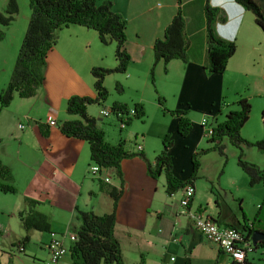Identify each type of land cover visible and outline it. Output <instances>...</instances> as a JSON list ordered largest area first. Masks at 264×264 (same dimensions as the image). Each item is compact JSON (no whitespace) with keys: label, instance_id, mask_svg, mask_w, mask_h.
Segmentation results:
<instances>
[{"label":"crops","instance_id":"0c3cea01","mask_svg":"<svg viewBox=\"0 0 264 264\" xmlns=\"http://www.w3.org/2000/svg\"><path fill=\"white\" fill-rule=\"evenodd\" d=\"M100 1L95 0L96 3ZM109 1L111 9L126 20L123 47L129 63L125 67V74L117 80L123 91H133L134 95L128 100L120 97L115 101L125 104L128 110L133 108L132 103H141L146 112L145 100L138 92V78L147 82L148 70L153 61V42L163 37L164 29L176 11L179 10L185 20L188 40L186 61L171 59L165 65L156 63L153 80L156 76L160 85H157L156 90L163 97L167 109L195 113L187 115L193 124L192 129L186 137H179L175 134L176 120L171 115L166 116L162 110L161 120L152 122L149 133L133 126L131 120L126 124L129 127L119 129L113 118L118 133L111 142L115 144L124 140V149L135 152L134 147L125 145L131 138L135 139L133 144H140L144 160L151 164L155 156L154 147L147 146L148 135L153 134L157 140L169 134L173 141L169 147L172 175L185 181L191 173V155L203 142L204 129L200 120L208 117L210 121L215 114L214 120L219 123L224 119V115L222 119L217 118L223 106H231L229 111H234L238 108L235 101L246 98L251 107H257V102L252 104L251 99L264 96V33L256 26L252 14L235 0ZM252 1L264 15V0ZM205 4L217 9L220 19L217 18L212 24L215 33L223 40H232L235 45L234 54L228 58L220 75H208L203 70L206 46L202 8ZM28 16L29 9L19 24L13 26L10 22L0 26L3 31L0 40V89L9 78ZM113 47V41L103 44L95 31L80 25L68 24L59 28L54 44L46 51L42 83L36 93L27 98L14 95L6 107L0 108V162L10 169L16 191L9 194L18 199L12 210H7L8 207L0 203V212L7 213L8 217L13 215L16 219V225L9 218L4 219L7 226L0 227V236L9 241V245L15 246L18 252H30L41 263L46 256L48 258L45 244L51 235L59 236L63 244L68 246L72 234L69 228L77 226L79 222L75 217L76 210L91 211L96 215L111 212L112 199L101 187L106 183L121 191L115 205L112 235L120 244L124 264H128L126 254L133 253L158 257L154 264H185L186 259L188 264H224L225 257L181 213V189L170 196L166 195L163 175L155 179L149 177L145 162L139 156L120 160V178L109 168L102 172L108 182L91 176L88 168L92 162L88 158L87 143L66 137L58 131L57 124L60 121L77 118L65 112V100L69 96L94 97L93 78L89 69L93 66L114 65ZM105 56H108V63L104 62ZM46 115H51L55 125L45 124ZM37 123L46 127V135L40 133ZM18 124L22 127H18ZM98 126L104 133L101 125ZM138 134L141 138L137 140ZM249 164L264 171L258 163ZM212 179H205L208 187L204 186L201 195L198 182H192L194 190L188 209L202 211L217 225H227L248 233L250 230V237L255 231L264 233V183L249 186L243 171L229 173L223 180L218 176L215 181ZM212 191L216 192V196ZM23 197L32 203L26 205ZM235 201L238 202L239 212L231 205ZM29 208L44 217L48 231L22 228L18 213L24 215ZM40 224L43 225V222ZM23 237L25 242L14 245ZM29 243L32 249L28 248ZM256 249L264 251V244ZM69 263L66 252L57 264ZM246 263L258 264L249 261L247 255ZM29 264L36 263L29 260Z\"/></svg>","mask_w":264,"mask_h":264},{"label":"trees","instance_id":"16d2710c","mask_svg":"<svg viewBox=\"0 0 264 264\" xmlns=\"http://www.w3.org/2000/svg\"><path fill=\"white\" fill-rule=\"evenodd\" d=\"M26 2L29 16L9 78L0 89V108L6 107L14 95L19 98H27L36 93L42 83V70L46 51L54 44L56 31L59 28L68 24H76L95 31L98 40L103 44L113 41V57L116 62L114 67L93 66L89 69V73L93 78L94 97L69 96L65 100V112L76 115L77 118L62 120L57 124V128L66 137L84 140L88 146L89 161L103 169L109 168L116 177L120 178V160L133 156H139L140 159L144 160V156L139 151H126L124 140H120L115 144L107 142L96 118L86 113V105L100 103L105 98L107 92L102 85L104 75L111 72L123 73L129 63V57L123 47L126 36V20L111 9L109 0H101L98 3L95 0H26ZM235 2L252 14L256 26L264 33V16L260 8L252 0H235ZM16 13V1L6 0L4 7L0 10V26L8 25L14 19ZM202 13L205 20L204 42L206 46L203 70L208 75H220L226 67L228 58L231 54H234L235 45L232 40H223L215 33L212 24L219 18L216 8L205 4ZM185 29V20L178 10L164 29L163 37L157 38L153 42V61L152 66L149 67L152 80V71L156 63L161 62L165 65L171 59L186 61L188 40ZM2 38L3 31L0 29V40ZM157 104L176 120L175 134L179 137H186L193 127L191 121L185 116L187 111L167 109L161 97L157 98ZM235 104L238 107L236 110L228 111L221 122L212 123L213 129L208 141L213 143L212 148H215L218 152H221L220 142L225 137L235 147L244 143L254 146L264 155V141L259 140L249 143L239 135V131L250 113V105L247 103V99L238 98ZM133 109L135 112L130 119H142L144 117L145 112L141 103H134ZM102 110H108L109 114L112 115L116 112L126 113L128 111L125 104L114 101L110 104L109 109ZM214 115L211 116L212 119H214ZM260 118L264 126V112H261ZM37 125L40 133L46 135V127L44 128L40 123H37ZM172 143L170 135H164L161 149L153 158L152 163L150 164L144 160L146 174L149 177L155 179L160 174L163 175V190L168 196L182 189L186 184L192 186L199 167L197 156L201 153L196 151L191 155L190 175L185 181L178 180L172 175L171 156L169 154V147ZM237 165L247 175L249 186H253L258 182L264 183V171L246 163L240 157H238ZM101 187L112 199L111 212L96 215L91 211H75V217L79 222L77 226L71 228V235L74 239L67 246L69 264H124L120 244L112 235L115 205L121 191L106 183ZM15 191L9 167L0 162V192L14 193ZM22 200L26 205L32 203L26 197H23ZM18 215L23 229L34 228L48 231L44 217L36 210L29 208L26 214L21 215L18 213ZM41 222H43V225L40 224ZM249 233H251L250 230ZM23 242H25V237L17 240L14 245H20ZM262 244H264V241L257 242L253 251L257 247H262ZM244 263L247 264L246 259ZM185 264H188L187 259Z\"/></svg>","mask_w":264,"mask_h":264},{"label":"rangeland","instance_id":"374dc122","mask_svg":"<svg viewBox=\"0 0 264 264\" xmlns=\"http://www.w3.org/2000/svg\"><path fill=\"white\" fill-rule=\"evenodd\" d=\"M4 1L5 0H0V8L2 7L1 5ZM15 1L17 3V13L14 15V19L11 21V24H13V26L19 24L22 21V16H24L28 12V6L26 0H15ZM114 1L116 2L118 1L119 3L121 2V0H114ZM77 48H78V40H77ZM107 57L108 56H105L104 62L107 61L108 59ZM110 58L111 57L109 56V60ZM114 65L108 66L107 64V66H99V67L113 68ZM153 72L154 70L152 71V77H153ZM123 74H125V71L123 73L111 72L104 75L102 80V85L104 86L107 92L105 98L100 103H90L86 105V108L88 110V113L87 112L86 113L96 118L97 124L98 125L100 124L105 131L104 139L108 142L110 141V143L113 142L114 137L116 139L118 130L113 123V115L109 114L103 117L101 115V110L109 109V106L113 101L117 102L115 101L117 100V98L124 97L126 100H128L130 97L134 95L133 91H127V90L123 91L121 85L119 84L117 79ZM138 81H139L138 92L143 96L145 100L144 107L146 108V112L142 120L141 119H130V120L131 123H133L132 124L133 126L135 127L137 126L139 127L138 129L146 133H149L150 128H152V122L154 120H161L160 117L162 116L161 113L164 112L165 114H167L166 116H169L170 114L167 111L162 112V108L157 104V98L158 97L163 98V97L158 95V92L156 90L157 85H159L158 84L159 82L156 80V76H155V80H152L148 70L147 82H145L144 79L141 78H138ZM147 91H149L148 95H146ZM152 98H154V100ZM250 102L252 104H256L257 102V107L256 105L251 107L250 103L247 101V103L250 105V113L247 120L240 129L239 135L241 138H243L244 140H246V142L249 143H253L259 140L264 141V126L260 118L261 112H264V110L261 108V107L264 108V96L254 97L253 99H251ZM133 104L134 103L131 104L132 107ZM230 107L223 106L222 112L220 115L217 116V118L222 119L223 115H225L229 111ZM233 107L235 109V105ZM188 114L195 115V113L192 114V112H188L187 114H185L186 118H188L187 117ZM210 119L212 120V122H215L214 119L212 118ZM127 127H129V125H127L126 128ZM148 136L149 138H148L147 146H150V148L154 147L153 154L154 156H156L161 149L162 139L160 138L156 140L153 134H149ZM138 138H141L139 134L137 135V140ZM134 141L135 139L131 138L129 141L125 142V145H127L128 147H133ZM202 141L203 142H201V145H199L197 148V151L201 153H199V155L197 156L199 167L194 179L196 182H198L199 195L202 194V190H204V186L208 187V184L205 185L204 182L205 179L213 178L212 180L215 181L216 176H218L223 180L227 175H229V173L230 175L235 172L242 173L241 168L237 165L238 157H240L241 160H244L246 163L255 162L258 163L260 166H263L264 168V155L254 146L246 145L243 143L235 147L231 145V143L228 141L227 138L224 137L220 142L221 152H218L215 148H212L213 143L209 142L207 137H203ZM212 192L216 196V192L214 191ZM218 193L219 195L222 196L221 192ZM16 199L17 197L15 195L9 193H0V203L4 207H8L7 210L13 209ZM231 205L237 210V212L240 211L238 209L237 201L231 203ZM5 218H9L12 222H15L16 225V221H15L16 219H14L15 217L13 215H9L8 217L7 213L4 214L0 212V227L4 225L7 226V224L4 221ZM11 221H9V224L12 226ZM70 228L69 230H71ZM33 234H38V233L34 232ZM32 242L37 243V241L34 240H32ZM8 243L9 241L3 239L0 236V264H29V260L30 262L33 261L36 264H43V261L45 259L40 263V261H38L37 258L33 257V255L30 252L27 251L18 252L15 246L9 245ZM28 248L29 249L33 248L31 243L28 244ZM246 255L249 261H254L257 262L258 264H264V251L261 249H256L254 251L251 250L247 252ZM14 256H16V258H14ZM157 259L158 257L151 256V254L146 256L145 253H141V254L133 253L131 255L126 254V261L128 264H143L144 262L148 264L146 260H148L151 264H154L153 262L157 261Z\"/></svg>","mask_w":264,"mask_h":264},{"label":"built area","instance_id":"2783aa9c","mask_svg":"<svg viewBox=\"0 0 264 264\" xmlns=\"http://www.w3.org/2000/svg\"><path fill=\"white\" fill-rule=\"evenodd\" d=\"M134 109L128 110L126 113H113V118L118 125V128L126 126L127 122L133 117ZM211 121V120H210ZM208 117L200 120V125L204 129V137L209 138L211 130L213 129ZM44 122L47 125H55V121L51 115H46ZM18 127L22 125L18 124ZM134 151L141 152L140 144H133ZM193 186L186 184L181 189V196L179 199V207L181 213L187 216L192 227L198 231V233L207 241L213 243L217 250L225 257L224 264H245L246 254L249 251H253V246L249 239L250 235L248 231L239 230L227 225H217L211 217L206 216L202 211L198 209L190 211L188 205L193 195ZM45 248L48 254V241L45 244ZM43 264H47V256L43 261Z\"/></svg>","mask_w":264,"mask_h":264},{"label":"bare ground","instance_id":"6f19581e","mask_svg":"<svg viewBox=\"0 0 264 264\" xmlns=\"http://www.w3.org/2000/svg\"><path fill=\"white\" fill-rule=\"evenodd\" d=\"M101 115L107 116L109 115L108 110H101ZM106 171V169H103L94 163H91V165L88 168V173L91 176L99 177L104 182H108V178L106 176H102V172ZM74 237L72 235L69 236V241H72ZM67 252V246H65L61 240L60 237L56 235H51L50 240L48 241V258H47V264H57L60 257Z\"/></svg>","mask_w":264,"mask_h":264},{"label":"water","instance_id":"95a60500","mask_svg":"<svg viewBox=\"0 0 264 264\" xmlns=\"http://www.w3.org/2000/svg\"><path fill=\"white\" fill-rule=\"evenodd\" d=\"M252 246H254L257 242L264 241V233H258V231L252 232L251 237H249Z\"/></svg>","mask_w":264,"mask_h":264}]
</instances>
